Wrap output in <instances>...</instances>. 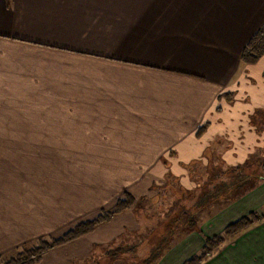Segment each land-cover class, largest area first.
Here are the masks:
<instances>
[{
    "label": "crops",
    "instance_id": "0c3cea01",
    "mask_svg": "<svg viewBox=\"0 0 264 264\" xmlns=\"http://www.w3.org/2000/svg\"><path fill=\"white\" fill-rule=\"evenodd\" d=\"M263 23L264 0H0V256L60 236L124 193L155 205L150 188L172 167L189 177L184 166L208 164L204 151L221 136L234 145L224 155L228 166L263 150L264 134L218 102L247 76L240 55ZM121 168L136 177L118 178ZM252 185L208 210L200 233L175 240L198 245L180 264L205 237L263 208L264 180ZM136 209L39 264L81 263L93 246L104 253L145 240L139 232L149 234L154 223L139 226ZM172 249L158 264L169 263ZM202 264H264V222Z\"/></svg>",
    "mask_w": 264,
    "mask_h": 264
},
{
    "label": "trees",
    "instance_id": "16d2710c",
    "mask_svg": "<svg viewBox=\"0 0 264 264\" xmlns=\"http://www.w3.org/2000/svg\"><path fill=\"white\" fill-rule=\"evenodd\" d=\"M263 57L264 23L246 43L240 55V64L242 67L255 65ZM222 97H228L229 99L234 98L233 96L230 97V95H223L222 93L218 100ZM249 123L257 133L264 134V112H262V110L257 111L256 115ZM203 132L204 126L200 128L197 135H200ZM263 154L264 152L259 153L261 156ZM250 166L251 164L247 163L245 168ZM255 167L256 172L252 171L246 174L242 171V169H244V167H242L240 171L232 170L228 175L226 174L227 176L225 174L219 177L216 176L217 178H213L210 183L207 181L208 184H204L203 182L204 187L196 195L184 192L185 195H182L180 198L181 202L175 206L177 207L175 214L169 219L166 218L167 215L162 221L157 220L154 222V225L152 224V226L155 229H151L149 234L144 235L146 236L145 240H140L139 243L131 246L109 247L101 256L105 255L106 257L109 256V258H112V264H125L126 259L135 260L139 264L159 263L163 253L171 245V242H175L176 239L179 240L181 237H185V235L193 232L200 233L201 219L204 218L206 215L205 213L208 210L219 204L221 206L228 205L231 201L242 195L235 194V196L228 198L227 195H229V191H236L240 186H242V188L238 190V193L245 189L250 190L254 180H264V156L261 160L258 159L255 161ZM257 169L260 172H258ZM174 194H177V192H174ZM187 196L188 202L186 198ZM163 204H165L164 209L168 210L166 203L164 202ZM137 206L138 201L128 193H124L121 198H118L115 201L111 209L102 210L93 219H84L75 222L56 238L50 240L38 239L33 247H22L8 257L0 256V264H38L50 250L68 244L91 233L99 225L108 222L115 215L126 210L136 209ZM185 206H189V209L184 210ZM255 219H258V216L254 213H250L248 216L242 217L236 222L226 226L220 235L209 238L205 237L204 245L200 251L186 260L183 264H202L214 252H217L226 240L237 238L256 224L257 220ZM143 242H145L148 252L144 254L145 257L143 259H140L138 256L142 254V247L140 245ZM124 253H130L131 255H123ZM95 264H104V262L102 258H100Z\"/></svg>",
    "mask_w": 264,
    "mask_h": 264
},
{
    "label": "rangeland",
    "instance_id": "374dc122",
    "mask_svg": "<svg viewBox=\"0 0 264 264\" xmlns=\"http://www.w3.org/2000/svg\"><path fill=\"white\" fill-rule=\"evenodd\" d=\"M249 70H251V73ZM244 74L247 76L242 78V81L236 86L235 89H230V90H227L226 92L223 93V95L228 94V95H230V97L233 96L234 98L229 99L228 97H222L218 102L220 105H221V103H224L227 106L226 110H228V111L238 112L241 116H242V114H245L247 117L246 118L247 121L250 122L251 119L256 115L257 111L262 110V112H264V107H263L264 101L260 102L261 98L262 97L264 98V59L262 61H259L255 65L249 66V69L247 71L245 70ZM258 104H261L262 105L261 107H263V108L258 109L257 108ZM236 127H237V130L235 131V135L238 137L237 140L239 141V145H241L243 140H244V137L246 135V133H245L246 127L240 123L237 124ZM251 129L253 130L254 128L251 127ZM225 135H227V134H225ZM221 137H220L221 139L216 141L218 143H216V142L210 143L208 150L204 151L203 159L205 161H207L208 164H205L203 162H196V163L193 162L190 165L184 166L185 171L187 172L189 177L183 175L182 169L179 170V169H174V167H172L171 168L172 172H169L170 173V174H168L169 176L165 180H163V183H159V184L152 186L150 188V191H152L153 193H156L155 194L156 200L154 201L155 205L146 206V202L140 200V205L138 204V207L135 210V216H136V219L138 221L139 226L142 225L141 227L143 228L144 226L146 227V225H151L148 223H154L157 220L162 221V219H164L167 215H168L166 217L167 219L171 218L173 216V214H175V211L177 210V207H175V206H177L181 202L180 198L182 197V195H185L184 192H186L188 194H195L196 195L204 187L203 182H204V184H208L207 181H209V183H210V181L213 178L215 179V178H217L221 175H224V174L228 175L232 170L233 171H235V170L240 171L242 167H244V169H242V171L246 174L250 173L252 171L256 172L255 161L258 159L261 160L263 158L264 154L261 156V155H259V153L264 152V150H256L255 152H253L254 151L253 150L252 152H250V154H251L250 156L243 158V162L239 161L240 163L237 162L236 165L228 166L226 164V162L224 161V155L227 153L226 149L230 148V151H232L231 147L233 148L234 145L231 143V140L229 141V137H223V136H221ZM240 140L242 142H240ZM229 142L231 143V145ZM219 144H220V146H219ZM237 146H238V144H237ZM237 146L235 145L236 148H237ZM240 157H241L240 155H236L235 159L238 160ZM230 160H232L231 157H230L229 161ZM247 163H250L251 166L245 168ZM133 170H135V169H133ZM126 171L129 172L128 177H131V178L136 177V174L133 175L132 174L133 172H130V171H132V168H121L119 170L120 176L118 178L127 177L121 173V172H126ZM257 171L260 172L258 169H257ZM174 172L180 173V177H179L180 179L179 180L177 178H174V176H173ZM91 174H92L91 177H93V170H92ZM203 176H204V178H203ZM143 178H145V177H143ZM188 180H189V182H188ZM184 185H186L187 188L191 187V189H187L186 187H184ZM241 188H242V186H240L238 188V190H240ZM238 190H236V191L233 190L232 192L229 191L228 192L229 195H227L228 198L235 196V194H237V195L242 194L243 195L246 193V191L248 189H245L244 191H242L240 193H238ZM181 191H184V192H181ZM174 192H177V194H174ZM178 192L179 193L181 192V193L179 194ZM109 196L113 197V194L111 193V194H109ZM118 198H121V196H118V197L112 199V202H111L112 205L111 206H113V204L115 203V201ZM186 198H187V202H188V196ZM164 202L166 203L168 210L164 209V206H165V204H163ZM152 206H153V208L149 212L146 207H152ZM218 206L224 207L227 205L221 206L219 204ZM218 206H215V207H218ZM215 207H213V208H215ZM213 208H211L210 210H213ZM186 209L188 210L189 206H185L184 210H186ZM167 213H169V214H167ZM252 213H254L258 216L259 220L255 219V220H257L256 224L264 222V205H263L262 209L256 210L255 212H252ZM205 214L207 215V212ZM248 215L249 214H247L246 216H248ZM212 223H213V221L208 222V228L211 227ZM71 224L72 223H70V225ZM256 224H254V225H256ZM144 230L141 229V231L139 232V235H146ZM235 239L236 238L231 239V240H226L223 243V245L225 243L233 242ZM46 240H50V239L47 238ZM191 241H192V239H189V242H191ZM189 242L186 245L183 244V243H185V241L179 242L177 244H174V242H171V245L165 250V252H167L168 250H170L173 247L172 253L169 254L170 257L168 258L169 259L168 264H180L190 254L189 253L190 250L196 249V248H192L190 246L193 245V246L197 247L198 245L196 246V243H189ZM109 247H113V245H109ZM145 247H146V249L143 250V248H142L141 253H144L146 251L148 252V248L146 245H145ZM214 253H216V252H214ZM101 255H102L101 246H93L92 252L88 256L87 260H85L84 262H81V263L73 262L72 264H95V262L100 258H102L104 264H112V258H109V256L106 257L105 255L104 256H101ZM123 255H131V254L130 253H124ZM129 257H131V256H129ZM210 257H208L207 259H209ZM138 258L143 259L144 257L138 256ZM206 260L204 262H206ZM125 264H139V263L135 260H132V259H126Z\"/></svg>",
    "mask_w": 264,
    "mask_h": 264
}]
</instances>
